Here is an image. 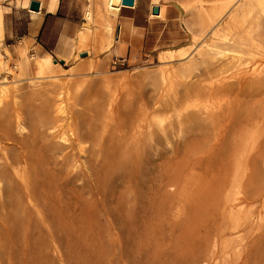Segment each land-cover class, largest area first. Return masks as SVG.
<instances>
[{"label":"rangeland","instance_id":"1","mask_svg":"<svg viewBox=\"0 0 264 264\" xmlns=\"http://www.w3.org/2000/svg\"><path fill=\"white\" fill-rule=\"evenodd\" d=\"M28 1L0 0V5L13 8L12 13L6 15L5 41L9 45L12 44L13 49L9 48L12 54L7 55L2 47L0 49L5 62V68L0 65V89H8L7 96H0V150H2L0 167L9 166L13 153H16L19 147L31 146L35 128L45 129V131L40 129L41 137L43 132L49 129L51 123L46 117H52L53 112L46 109L55 99L52 89L57 93L62 92L60 99L63 100L64 105L62 113L59 114L61 119L58 122L53 121V126L57 127L58 131L61 129L65 131L69 127L75 119V112H80L81 115L92 110L96 112L102 110L99 113L109 122H114L124 114L132 116L130 120H133L145 112H151L152 109L148 106L157 97L164 105L162 104L159 111L152 115L156 124L151 130H156L159 124L167 126L172 120L170 116L176 119L175 117L179 116L178 112L181 113V109L185 108L179 107L178 112L173 111L168 105L170 104L168 100L173 102L176 97L181 96L179 94L186 91L190 83L196 81L201 82L202 87L200 85L195 92L188 95L185 102L181 103L189 105L186 107L188 111L203 110L211 113L230 109L240 103L238 107L241 111L236 113V116L239 115L237 119L239 127L234 129L240 131L243 136L220 140L214 133L221 132L223 128L215 127L209 135H207L209 132L200 135L201 131H198L197 138L163 137L162 142L157 143L152 140L153 135L144 124L130 131L135 139L148 146L146 149L143 145L145 150L142 146L136 156L134 177L130 179L131 181H123L124 177L118 174L110 183V186L115 188L121 186L120 189L123 187L122 184L127 185L121 203L119 202L118 205L115 203L117 210L121 208L125 215L126 226L122 230L116 229L106 221L105 215L100 213L101 205L91 204L92 212L87 210L86 214L93 217L94 221H100L102 235L97 237L94 251L84 256V264H264V244H262L264 243L262 240L264 239V187L260 185L264 180V157L258 156V153L260 154L264 149V119L257 118L259 114L264 115V94L257 97L245 94L237 101L234 93L213 91L215 86L217 88L224 84V74L210 75V70L203 64L198 67L193 65L195 71L193 72L192 68L187 71L190 75L181 72L182 66L192 62L196 54L205 46L202 43L205 40L209 41L208 32L215 25L208 28V23L201 19L203 12L218 0H162L166 6L164 15L152 20L157 22L151 23L147 38L134 32L133 37L136 40L140 39L133 42L138 56L134 64L133 61H129L125 65L119 63L118 57L112 56L109 51L112 35L107 30V23L110 13L103 0H61L58 13L45 17L42 26L35 30H32L31 13L26 10ZM151 1L140 0V6L135 12H147ZM239 1L241 6L245 0ZM111 2L114 6L116 0ZM260 5L264 8V3ZM262 8L261 13L264 12ZM232 11L233 15L237 9ZM253 14H249L252 16L250 19L254 18ZM261 16L264 21V13ZM247 17H244L245 24L244 21L241 23L243 18L240 17L241 19L239 18V21L231 26L228 35L232 37L234 34L238 38V35L245 33L250 38L252 35L264 33V24L258 27L256 22H249ZM83 18L84 24L81 27ZM227 20L228 18L225 17L221 24ZM119 21V17L114 21L115 27ZM80 27L79 46L73 55L75 50L70 43H73L72 39L77 37ZM31 35H36V40H39L49 53L41 54L39 51L36 53L32 45L34 51L31 49L28 55L32 58L34 54H50L54 59L51 61V72L38 73L34 60H31L28 68L23 72L17 67L21 60V50L30 42L22 45L18 54H16L17 46L27 40L22 42V38ZM234 35L233 37L236 38ZM228 39L222 42H225V45L220 42V46L224 45L227 48ZM60 41L65 43L70 58H58L57 49ZM261 43L260 48L252 52L246 51L247 55L243 53L244 56L240 57L243 58L240 61L246 63V65L241 63L243 66L239 65L240 72L249 68L248 70L257 69L256 72L264 74V40H261ZM13 44H17L15 50ZM131 48V46L127 47L125 55L131 54ZM178 48L180 49L176 50L177 52L187 50V54L182 57L178 53V56L176 54L174 58L165 60L160 57L161 51ZM220 60L216 59L215 62ZM161 71L165 72V76L160 75ZM234 72L228 73L227 77ZM184 73L188 77H185ZM32 78L34 80L30 81L29 79ZM11 106L13 110L9 108ZM43 106L46 107L45 112L41 110ZM27 109H32L35 116L33 120L27 117ZM15 114L20 117L18 115L15 117ZM40 114L42 116H39ZM37 120L41 127L36 125L39 124ZM42 138H45V135ZM157 150L164 153V156L157 162L156 169L154 160ZM1 153H6L8 157ZM253 156L259 158L258 165L250 167L249 162ZM9 167L13 179L18 183L21 179L22 182L24 171L20 170V165L10 164ZM13 172L18 178L21 177L18 179ZM25 174L24 176H29L28 173ZM80 182L85 184L83 181L78 183ZM21 193L23 195V192ZM81 193L86 196V199L82 196L81 203L92 201L89 193L84 190ZM86 203L82 204L83 207ZM27 204H31L30 208L39 217V213L36 212H39L40 208L34 201ZM110 217L107 220L111 221ZM38 224L41 225V221H38ZM34 231L35 234L38 229ZM259 235H262L261 238ZM46 242L48 243L46 249L52 245L58 246L57 241L47 238ZM49 252L51 253V248ZM83 252L80 254L85 255L86 253ZM13 255L15 264H20L15 250ZM55 257L54 264H71V261L67 262L65 258L63 262L60 261L62 259Z\"/></svg>","mask_w":264,"mask_h":264},{"label":"bare ground","instance_id":"2","mask_svg":"<svg viewBox=\"0 0 264 264\" xmlns=\"http://www.w3.org/2000/svg\"><path fill=\"white\" fill-rule=\"evenodd\" d=\"M34 1L39 2V5H41L45 0H31V10L38 11L32 7V3ZM103 1L106 3L105 7L109 11L110 16H112L113 4L111 0ZM239 2V0H218L213 2L210 8L203 12V17L201 20L208 23V28L213 25L215 26L208 32L209 41L207 42V40H203L204 42L202 45L205 46L196 54L195 59H193L192 62L190 61L188 64L186 63L183 65L181 69L183 70L181 72H186L187 74L191 68V70L194 72V67H198V65L203 64L206 66V69L210 70V75L219 76L224 74V84L219 85L217 88H215V86L213 91H217L219 93L229 91L230 93H234L236 96L235 100L237 101H239V99H241L240 97L245 94L256 97L264 94V74L256 72L257 69L251 71L248 70V68L243 72H240V69L238 70L240 66H243L244 64L246 65V63L243 64L240 61L241 59L243 60V58L240 59V57H242V55L244 56L246 51L252 52L257 48H260L262 45L261 40H264V33H262L263 35H252L250 38H248V36H246L247 34L245 35V33H243L244 35H238V38L237 35L233 34L236 36V38H234L232 35L234 40L231 35H228L231 26L237 23L240 17L243 18L241 20V23H243L242 21H244V17H247L249 14L252 15V13H254V18L250 19L252 16L249 15L250 17H247L250 20L249 22L254 21L258 27H260V25L263 26L264 21L262 20L261 14L264 12L261 13L260 11L262 8L260 3H264V0H245L244 3L241 2L243 3L241 6H239ZM135 3L136 0L133 6H135ZM152 5H156L154 7L152 6V13L159 15L161 8L160 16H162L166 8L165 4L162 3V0H153ZM123 6L133 7L124 4ZM156 8L159 9L158 13L154 12ZM233 9H237V11L232 15ZM225 17H227L228 20L224 24H221V21ZM112 25V19L109 18L107 30L110 31V33L113 30ZM205 32L207 31L205 30ZM119 35L120 28L117 31L116 38H119ZM192 35H194V33H192ZM228 36L230 37L229 39ZM225 39L229 40L227 41V48L224 46L226 43H222ZM220 42L224 44H221L224 46V48L220 46ZM31 49L32 43L30 42L29 44H26V47L21 50V60L19 64H17V67H19L23 72L26 68H28L31 60H34V64L38 73L43 74L45 71L51 72V61L53 57L50 54H34L31 58L28 55ZM178 53L180 56L184 57L187 54V50L180 52H177L176 50H166L161 53L160 57L164 60L172 59L176 54L178 56ZM216 59L221 60L220 62H215ZM244 61L246 60L244 59ZM232 71H235L234 74H232L230 77H227V74L231 73ZM173 74L175 73L173 72ZM186 74L184 75L185 77L190 75V73L187 75ZM160 75L165 76V72L161 71ZM229 78L232 80H229ZM29 80L33 81L34 78ZM200 83L201 82L199 81L190 83V85L186 88V91L184 90L185 92H182L183 94H179L181 96H175L176 99L174 100V97L172 99L174 100L173 102H171L170 99L168 100L170 103L168 105L173 109V111L177 110L176 112H178L179 107L185 108L181 109L182 114L179 111V114L177 113L179 116H176L177 114L175 115L176 119H173L170 116V119L172 120L169 121L167 126H160L159 124L157 129L153 131L151 129L156 124L154 123L156 121H153L152 115L154 112L156 113V111L160 109L162 104L164 105V103H162L160 99H157V97L151 102V105L148 106L151 107V112H145L143 115L139 117L137 116L133 120H130L132 116H129V114H124L123 116H118L119 118L114 122H109L106 121L105 116H102L99 113L102 110L97 112L92 110V112L87 114L85 112L86 115L84 113V115H80V112H75V119L69 125V127H67L65 131L61 129L63 132L58 131L57 127L53 126V121L58 122L61 119V115L59 114L62 113L64 105L63 100L60 99L62 92L60 93L59 91L57 93V91H54L55 89H52V95L55 98L53 99V103L50 104L51 106L48 105V109H46L45 106H43L44 108L42 107L41 109L43 112L46 110L53 112L51 113L53 115L52 117H46L48 119L46 120L49 121L51 125H49L46 121L47 126L49 125L50 127L48 130H46V132H43V136L45 135V138H42L43 136H40L42 132H39L40 129L43 131L44 128H39V130L38 128H35L33 131L34 138L29 148H27L28 145L27 147L17 146L20 149L16 153L11 151L13 153V157L10 164L20 165V170L28 173L29 176H24L26 174L23 172L24 175L21 182V179H19L21 176L18 178L13 172L14 175H16V177L20 180V183H22L20 184L13 179L12 171L9 167L10 164L9 166L5 165L0 167V264H15V256L13 255L14 250L18 253L20 264H54L55 255L59 259H62L60 261L63 262L65 258L67 259V262L71 261V264H84V256H86L90 251H94L96 239L98 236L100 237L102 235V224L99 223L100 221H94V219H92L93 217L91 218L90 215L86 214L87 210L92 212L91 204L93 205L95 203H99L101 205L100 213L105 215L106 221H109V223L116 227V229L120 228V230H122L123 227L126 226V219L125 215L120 210V205L119 211L117 210L118 207L116 205H118L119 202L121 203V200L125 195L124 189L127 188V185L122 184L123 187L120 189L121 186L115 188L110 186V183L113 181L114 176H118V174L122 175L124 177L123 181L127 182L131 181L130 179L134 177L133 169L135 168L134 163L136 162V156H138L139 150H141V147L145 145V143H141L135 139V137L130 134V131L136 130L142 124L145 125V128L146 126L148 127L149 132H151L153 135L152 140L157 143L162 142L163 137H167V139H171L170 137L174 138L180 136L197 138V133H199L198 131H201V133H199L200 135H205L207 134L206 132H209L207 134L209 135L210 132L214 131L215 127L223 128L221 132L216 131L214 133V135L217 136V139L220 140L227 137L234 138L238 135L243 136L240 131L234 129L239 127V122L237 120L239 115L236 116V113L241 111L238 107L240 103L230 107V109L211 113L205 112L203 110L188 111L186 107L189 105L187 103L185 105L181 104L187 99L190 93L195 92L200 87ZM7 94L8 89H0V96H7ZM12 95H14V93ZM9 98L7 100H9ZM7 106L8 104L6 107ZM9 108L12 109V106ZM70 109L72 110V108ZM26 111L29 120H33L35 116L32 109H27ZM176 112H174V114ZM249 112L252 111L249 110ZM3 114H6V112H3ZM15 115V117H17L18 114ZM18 116L20 117V115ZM39 116L42 115L40 114ZM2 117L4 118V116ZM257 118L264 119V115L259 114ZM38 123L39 124L36 125L40 126L39 121ZM43 123L45 122L43 121ZM36 125L33 126L36 127ZM177 125L180 128H178ZM9 127L11 128V126ZM4 133L6 132L4 131ZM83 143L85 144L83 145ZM145 146L147 149L148 144ZM4 148H6V146ZM143 148L144 146L142 149ZM0 151L2 152V150ZM262 153L263 155H261ZM155 154L156 156L154 163H156L155 167L157 169V162L164 156V153L157 150ZM259 155L260 158L264 157V149L260 152V154L258 153V156ZM255 156H253L249 162L250 167H255V164L256 166L258 165L257 160L259 158ZM6 157H8V155ZM79 181H83L85 184H81V182L79 184ZM260 185H262L261 187H264V180L262 184L260 183ZM83 190L89 193L92 197V201L90 200L89 203L84 201V203L87 204H85L84 207L82 205L84 203L80 202L83 196L81 193ZM21 192H23V195ZM254 195H256V193ZM246 199H248V196H246ZM27 201H34V203L40 208L38 209L40 210L39 212L37 210V212L35 211L36 213H39V217L38 214L36 216V214L30 208V205L33 202L28 205ZM115 203L117 204L115 205ZM109 216H111V221L107 220ZM38 221H41V225L38 224ZM35 229H38V232L34 234ZM260 236L262 235H259V237ZM47 238L51 241H57L58 246L53 247L54 245H52V247L50 246L48 249H46L48 245L46 242ZM262 240L264 241L263 238ZM16 244H18L20 247H18ZM254 246L255 245H253V247ZM50 248L51 253L49 252ZM82 250H84V252ZM81 251L86 254L81 255ZM56 252L57 254H55Z\"/></svg>","mask_w":264,"mask_h":264},{"label":"crops","instance_id":"3","mask_svg":"<svg viewBox=\"0 0 264 264\" xmlns=\"http://www.w3.org/2000/svg\"><path fill=\"white\" fill-rule=\"evenodd\" d=\"M60 3H61V0H45L40 5V8L38 9V11H32L30 8L31 0H29L26 3L27 9L24 7H22V8L28 10L31 13V19L33 20L32 21L33 22L32 23L33 24L32 30H35L37 27H41L43 22H44L45 17L57 14L59 11V8H60ZM152 3H153V0L150 2V4H148L149 10H147V12H145V13H143V11H141L139 13L135 12V10L140 6V0H136L135 6H133V7L123 6L122 0H116L115 5L112 6L113 7L112 8V14L113 15L112 16L108 15V17L112 19V24H113L112 25L113 30L110 33L112 36H111V46H110L109 51H111L112 56L118 57L117 60L122 65L127 64L129 61L130 62L133 61L132 63L134 64L136 61V58L138 56V51L135 48L136 46H134L133 42L140 40V39L136 40V38L133 37L134 32H137L142 37L144 36L145 38H147L148 32L150 31V28L152 26L151 23L153 24V22H157V21H152V20L156 19V18H161L165 13V10H164L163 15L160 16L161 15V8L159 7L160 8V14L159 15L153 14L152 9L156 5H152ZM3 6H4V8H3ZM3 6L0 5V49L2 47L5 50V53L8 55V54H12V52L9 50V48L13 49V47H12V44L9 45L5 42L6 38H7L6 15L12 13L13 8L10 6H6L4 4H3ZM16 7H18V5H16ZM85 14L86 13L84 11V18H85ZM115 15H116V17H114ZM118 17H119L120 21H119V24H117V26L115 27L114 21L117 20ZM84 18H83V22L81 24V27L84 24ZM121 18H122V20H121ZM81 27L78 31L77 37L72 39V40H74L73 43H70L71 47H73L75 50L73 55L76 52V48L79 46V32L81 30ZM165 27H166V25H165ZM119 28H120V35H119V38H116L117 31ZM143 30H144V35H143ZM31 36L24 37V39L22 38V40H21L22 42L26 39L27 40L18 46H17V44L16 45L13 44V45H15L14 50L16 49V46H17L16 54H18L20 47L22 45L26 44L27 42L33 43L32 45L35 48L36 53H38V51L41 54L49 53V51L44 49V46L41 44V42L39 40H36V35H31ZM128 38H129V41H128ZM66 44H68V43L66 42ZM130 46L132 47L131 48V54L129 56H127V55H125L126 51L128 50L127 47H130ZM180 48L168 49V50H179ZM163 51H166V50H163ZM50 53H52V52H50ZM69 53L70 52H68V50L65 47V43L60 41V43L58 44V49H57V54L59 55L58 58H70ZM113 62L115 64V60ZM0 65L3 68H5V62L2 59L1 52H0Z\"/></svg>","mask_w":264,"mask_h":264},{"label":"water","instance_id":"4","mask_svg":"<svg viewBox=\"0 0 264 264\" xmlns=\"http://www.w3.org/2000/svg\"><path fill=\"white\" fill-rule=\"evenodd\" d=\"M134 2H135V0H123V4L124 5H129V6H133L134 5ZM32 7H33V9L38 10L40 8L39 2L34 1L32 3ZM154 12L155 13H158L159 12V9L156 8Z\"/></svg>","mask_w":264,"mask_h":264}]
</instances>
